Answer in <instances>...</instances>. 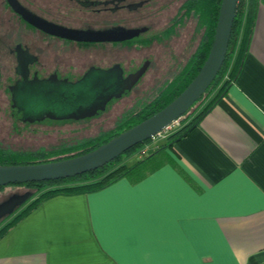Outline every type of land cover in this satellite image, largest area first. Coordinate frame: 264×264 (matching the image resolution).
<instances>
[{
  "label": "crops",
  "instance_id": "0c3cea01",
  "mask_svg": "<svg viewBox=\"0 0 264 264\" xmlns=\"http://www.w3.org/2000/svg\"><path fill=\"white\" fill-rule=\"evenodd\" d=\"M165 141L135 153L138 179L42 200L0 238V264L263 263L264 0L235 80Z\"/></svg>",
  "mask_w": 264,
  "mask_h": 264
},
{
  "label": "flooded vegetation",
  "instance_id": "af4514ba",
  "mask_svg": "<svg viewBox=\"0 0 264 264\" xmlns=\"http://www.w3.org/2000/svg\"><path fill=\"white\" fill-rule=\"evenodd\" d=\"M17 1L28 13L44 24L64 31L117 38L78 41L51 34L26 21L11 8L7 0H0V39L3 42L0 43L3 45L0 54H6L4 58L0 56V62L5 59L4 63L13 65L11 71L7 72L8 77L12 78V83L8 85L11 111L14 97L22 96L27 83L30 82L41 91L54 96L86 95L87 91H94L96 93L93 94L97 95L95 101L97 113L94 115L78 119L67 117V114L83 113L84 106L89 104L76 106L77 108L67 111L66 114L57 112L59 106L56 111L44 115L38 122L22 121L23 123L37 124L48 119L56 122H83L84 125H89L91 120L101 118L102 115H105L104 118L96 125L110 123L113 116L115 117L113 111L115 101L132 95L133 92H139L137 86L140 80L149 67L153 66L147 55L139 59L140 51L150 50L155 44L166 42L171 44L179 40L181 30L187 26L185 23L191 24L193 21L191 37L194 46L183 67L201 41V22L192 11H187L185 4L188 0H176L175 13L168 19L166 25L156 24L155 16L166 5H173V0ZM132 32L133 35H130ZM135 78V82L129 86L128 83ZM124 84L128 86L125 94L105 99L106 96L115 95ZM87 87L89 89H86ZM158 89L159 87L156 91ZM121 116L114 120L116 121L114 126ZM12 195H8V198Z\"/></svg>",
  "mask_w": 264,
  "mask_h": 264
},
{
  "label": "trees",
  "instance_id": "16d2710c",
  "mask_svg": "<svg viewBox=\"0 0 264 264\" xmlns=\"http://www.w3.org/2000/svg\"><path fill=\"white\" fill-rule=\"evenodd\" d=\"M220 3L221 0H188L186 2L187 11H192L201 22L200 45L170 81L160 87L151 99L142 102L137 110L123 114L114 128L82 139L71 147L35 151H13L0 148V165L40 163L85 153L166 106L191 82L205 61L214 36ZM256 5L257 0H237L228 48L220 70L200 98L182 115L179 126L167 136L163 145L172 146L173 143L191 131L199 119L225 94L228 86L239 74L253 30ZM148 141L149 139L130 148L104 165L79 175L55 180L8 184L33 188L34 193L30 194L12 214L2 219L0 238L46 198L57 194L91 192L112 184L122 177L134 179L142 177L144 174L143 164L147 158L144 157L132 164H127L126 159L138 152L139 148ZM163 145H159V148H162ZM75 149L77 150L75 153L66 154ZM52 156L54 158L50 159L49 157ZM2 187L4 186H0V188ZM21 207L23 208L15 214ZM13 214L15 215L12 216ZM10 216L12 217L7 220Z\"/></svg>",
  "mask_w": 264,
  "mask_h": 264
},
{
  "label": "water",
  "instance_id": "95a60500",
  "mask_svg": "<svg viewBox=\"0 0 264 264\" xmlns=\"http://www.w3.org/2000/svg\"><path fill=\"white\" fill-rule=\"evenodd\" d=\"M7 2L26 21L34 26L41 27L51 34L78 41L117 39L114 36L64 31L44 24L28 13L17 0H7ZM236 5L237 0H221L214 36L205 61L191 82L166 106L85 153L40 163L0 165V186L67 178L94 170L137 144L150 139L154 134L164 129L174 120L180 118L200 98L220 70L228 48ZM130 35H133V32ZM135 80L136 78L128 83V85H132ZM127 87L124 84L115 95L106 96L105 99L108 100L111 97H118L125 94L128 90ZM90 88L92 89L91 85ZM86 89H89V87ZM93 92L87 91L85 93L86 95L75 93L77 95L71 94L68 97L54 96L49 92L41 91V89H38L30 82L27 83V87L22 96L14 97L12 113L21 121L38 122L44 115H50L56 111L59 106L57 112H64L66 114L67 111L77 108L76 106L89 104L84 106L83 113L67 114V117L78 119L91 116L97 113V109H95L97 95L93 94ZM27 197L28 194L22 195V197L21 195L13 194L7 201L1 203L0 219L12 214L17 207L25 202Z\"/></svg>",
  "mask_w": 264,
  "mask_h": 264
},
{
  "label": "rangeland",
  "instance_id": "374dc122",
  "mask_svg": "<svg viewBox=\"0 0 264 264\" xmlns=\"http://www.w3.org/2000/svg\"><path fill=\"white\" fill-rule=\"evenodd\" d=\"M176 0H173V5H166V7L155 16L156 24L166 25L168 19L175 13ZM188 21V20H186ZM185 23V29L181 30L179 40L169 43H160L152 46L150 50L140 51L139 59L147 55L152 60L153 66H150L145 76L140 80L137 88L140 90L137 93H132L127 97L115 101L113 121L105 125H96L101 121V118L91 120L90 124L83 122L66 121L56 122L51 120H44L37 124L23 123L21 120L15 118L11 111V100L8 92V85L12 83V78H9L7 72L12 69L11 64L0 62L1 77H0V148L9 149L13 151H35L39 149L50 150L60 147H71L78 141L95 136L103 131H108L114 128L117 117L132 110H137L139 105L149 100L156 93V89L162 87L176 72L182 67L190 50H192L193 38L191 37L192 24ZM191 41V43H190ZM0 43L3 44L0 39ZM190 43V44H189ZM170 45V46H169ZM172 46V47H171ZM3 45L0 44V50ZM6 54L1 53L0 56L4 58ZM156 79L157 81H154ZM136 94V95H135ZM118 104V105H117ZM133 104L132 107H129ZM95 123V124H94ZM94 124V125H93ZM166 138L156 142L161 144ZM77 150H72L66 154L75 153ZM149 152V151H148ZM146 152V153H148ZM138 155V154H136ZM136 155H132L126 159L127 164H132L137 161ZM54 158L52 157H49ZM34 193V189L20 185H5L0 188V204L7 201L8 195H26ZM13 196V195H12ZM27 204V203H26ZM25 204V205H26ZM24 207V206H23ZM23 207L19 208L18 213ZM13 214L12 216H14ZM10 216L7 220H9ZM2 219L0 220V222Z\"/></svg>",
  "mask_w": 264,
  "mask_h": 264
},
{
  "label": "built area",
  "instance_id": "2783aa9c",
  "mask_svg": "<svg viewBox=\"0 0 264 264\" xmlns=\"http://www.w3.org/2000/svg\"><path fill=\"white\" fill-rule=\"evenodd\" d=\"M183 116H181L180 118L174 120L172 123H170L168 126H166L164 129H162L161 131H159L158 133L154 134L147 143H145V145H148L149 143L152 144H156L157 141L163 139V138H167V136L173 132L180 124V121L182 119ZM148 147V146H147ZM261 264H264L261 263Z\"/></svg>",
  "mask_w": 264,
  "mask_h": 264
}]
</instances>
